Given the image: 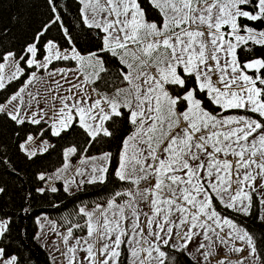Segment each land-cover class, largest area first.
<instances>
[{"label": "snow or ice", "instance_id": "1", "mask_svg": "<svg viewBox=\"0 0 264 264\" xmlns=\"http://www.w3.org/2000/svg\"><path fill=\"white\" fill-rule=\"evenodd\" d=\"M77 2L79 23L94 38L92 46L78 47L59 0H46L47 22L19 52L0 53V90L21 81L0 102V117L16 126L45 121L53 137L77 134L85 153L94 143L114 139L117 126L123 132L115 154L87 157L83 162H91L90 171L76 172L86 179L65 182V192L70 185L117 182L106 204L80 207L76 215L83 224L69 222L61 234L68 264H176L172 253L195 258L187 251L193 243L207 260L219 256L212 247L217 243L243 252L236 241L248 256L235 264L250 258L264 264L254 237L226 214L250 216L252 193L259 192L255 180L264 178V56H238L250 46L264 49V0H146L151 13L145 0ZM53 26L59 40L51 35ZM55 62L75 66L49 70ZM41 70L68 84L67 94H61L64 85L54 79L56 87L47 89L50 108L48 96L40 107ZM69 73H75L73 80ZM34 139L29 134L19 144L29 159L37 155L28 148ZM42 143L41 151H47L48 142ZM77 151L67 148L65 159ZM36 191L43 194L45 188ZM74 229H86V235L69 245ZM9 231L10 220L0 219V239ZM96 240L102 242L99 248ZM78 251L85 254L80 259ZM0 264H20V259L0 246ZM217 264L232 262L221 258Z\"/></svg>", "mask_w": 264, "mask_h": 264}, {"label": "trees", "instance_id": "2", "mask_svg": "<svg viewBox=\"0 0 264 264\" xmlns=\"http://www.w3.org/2000/svg\"><path fill=\"white\" fill-rule=\"evenodd\" d=\"M60 12L66 26L76 38L77 46L81 49L93 44V37L88 30L79 23L78 9L81 7L77 0H59ZM144 7L151 13V6L144 2ZM51 15L46 0H0V53L6 51L19 52L33 33L47 22ZM255 26V25H253ZM51 35L60 38L56 27L51 29ZM251 51L239 50L241 60L264 56V49L259 46H250ZM2 62V61H0ZM24 77H21L23 80ZM21 86V81H13L4 90H0V102L10 96ZM44 130L41 138L47 139L51 146L47 151L37 154L29 159L19 148V144L29 134L38 136ZM19 133V135H17ZM123 132L117 126L114 139L94 143L88 151H83V138L74 133L62 134L61 137L50 135L48 126L25 124L16 126L10 120L0 117V217L10 220V231L0 239V246L9 252L17 254L20 264H51L49 256L36 241V219L42 214L52 218L62 229L67 230L70 223L83 224L84 218L76 215L81 205L93 206L104 204L111 198L117 182L106 185H89L85 183L81 189L68 194L64 191L62 183L57 182V192L46 190L38 193L37 188L43 187L45 181L38 179L41 173L50 172L63 163V153L68 147L76 146L78 151L75 158L91 156L111 151L114 154L119 148ZM7 160V163L3 161ZM27 208L25 212L23 209ZM239 225L245 227L254 237L258 252L264 255V225L257 219L259 203L253 195V208L250 216L226 213ZM177 256L176 264H198L187 255L172 253Z\"/></svg>", "mask_w": 264, "mask_h": 264}, {"label": "rangeland", "instance_id": "3", "mask_svg": "<svg viewBox=\"0 0 264 264\" xmlns=\"http://www.w3.org/2000/svg\"><path fill=\"white\" fill-rule=\"evenodd\" d=\"M74 66H75L74 62H55L53 66H50L49 70H52L53 67L58 69V68L74 67ZM5 71H6V73H10L11 68H8L6 66ZM37 75L38 76L43 75V77H44L43 84H37L36 85L37 88L41 89L40 107H45V101H44L45 96H48L47 107L48 108L51 107V96L48 93L47 89H49L50 86L52 88L56 87V85L54 83V79L55 80H61V83L64 85L63 90H61V94H67L68 84L65 83V81L62 80L59 75H57L55 78H51L48 76V73L44 72L43 70L38 72ZM74 77H75V73H69L68 74L69 80H73ZM213 79L215 80V77H213ZM35 90H36L35 88L31 89V91H33V92H35ZM34 107H35V105H34ZM49 115H51L50 112H49ZM41 123H44L48 126V124L45 121H42ZM33 136L35 137V139L31 144L28 145V148L30 150H36L37 154L45 152V151H41V148L44 146L42 143L43 141L48 142L47 149L51 146V143L47 139L41 138L40 134L38 136H35V135H33ZM23 142H24V140L21 143H23ZM99 155L100 154L91 155V156H81L79 158H75L73 155L66 160L64 157V153H63V163L59 167H57L56 169H54L50 172L41 173V174L45 175V177H46L45 183H44L42 188H45L46 190L47 189L50 190L51 187L57 188L55 183L61 182L63 189H64L65 182L69 181V180H73V179H75L77 181V184H78L79 180L80 179H86V176L80 177V176L76 175L77 169H80L81 171H90L91 162L85 163L83 161L87 160V157L99 156ZM228 159L232 160L233 158L228 157ZM65 163L68 164V168L66 170L64 169ZM97 163H99V161H97ZM58 176H59V178H57ZM49 177L51 178L50 180L48 179ZM262 184H264V178L257 176L254 186L259 190V192H253L252 195H255L257 197V200L259 203V215H258V217H264V203H261V200L264 199V197H262L259 194V193H264V188L260 187ZM82 186L77 187L76 185H70V191L67 193L68 194L73 193V192L81 189ZM141 187L142 188L148 187V184L142 183ZM235 187H236V185H233V188H235ZM104 204H106V203H104ZM104 204H101V205H104ZM96 205L97 204H95L91 207L86 206V205H81L80 207L86 206L88 210H92ZM140 207L143 209L144 212H150V209H149L147 204L141 203ZM97 215H99V214H97ZM0 219L8 220L6 218H1V217H0ZM141 219H144V217L141 216ZM258 221L261 225H264V222H261L260 219H258ZM36 223H37V231H36L35 239L40 244V246L45 250L47 255L49 256L51 264H68V257L66 255L62 254V253L66 252V247L63 243V236L61 235V234H66L67 230L62 229L52 218H50L49 216H47L45 214H42L39 217H37ZM73 231H74V237L69 240V245L74 244L76 237L86 235V229H84V230L74 229ZM227 231L228 230L225 229V232H227ZM221 235H224V233H221ZM200 239L202 240V237ZM213 239H215V237H213ZM95 242H96L97 248H99L102 244V242L98 241V240H96ZM205 243H207V242L205 241ZM235 246L245 248V250L243 252L237 254L233 251H230L228 247H225V246L217 243V244L213 245L212 247L219 251V253H220L219 256H216V255L210 256V257H208L207 260H205V258L200 254V252L196 251V244L195 243L191 244L189 246V248L187 249V251L193 254V256L195 258L192 260L197 262L198 264H217V261L221 258H224L226 261H230V262H232V264H235L236 261L240 260L241 258H243L245 256H248V250L242 242L236 241ZM206 250L207 249H204L201 251H206ZM84 255L85 254L82 251H78L76 253V258L80 259ZM253 259L254 258H250L249 260L245 261V264H252Z\"/></svg>", "mask_w": 264, "mask_h": 264}]
</instances>
